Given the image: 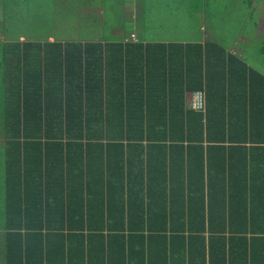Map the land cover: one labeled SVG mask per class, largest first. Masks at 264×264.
Instances as JSON below:
<instances>
[{
  "label": "trees",
  "instance_id": "1",
  "mask_svg": "<svg viewBox=\"0 0 264 264\" xmlns=\"http://www.w3.org/2000/svg\"><path fill=\"white\" fill-rule=\"evenodd\" d=\"M90 2L36 0L35 14L55 24L58 11L66 24L70 7L87 13ZM40 27L44 36L0 39V264H246L248 239L264 243V208L249 218L255 204L234 195L218 224L212 211L206 226L197 209L204 195L195 193L189 227L167 226L172 218L161 203L156 219H145L147 196L135 184L154 163L135 155L143 141L187 139L200 151L204 139L264 141V100L253 109L260 119L232 112L248 93L264 99V74L215 41H146L131 26L119 28V38L106 30L98 40L83 32L68 39L58 37L60 25ZM199 90L204 109L186 104L185 95ZM226 162L221 171L237 176L247 160ZM86 189L88 196L74 193ZM213 189L209 203L224 198Z\"/></svg>",
  "mask_w": 264,
  "mask_h": 264
},
{
  "label": "crops",
  "instance_id": "2",
  "mask_svg": "<svg viewBox=\"0 0 264 264\" xmlns=\"http://www.w3.org/2000/svg\"><path fill=\"white\" fill-rule=\"evenodd\" d=\"M135 1L137 2V0ZM199 1L204 3L207 2V0H199ZM239 1L240 4L235 6L238 15L239 12L240 14H245L248 8L250 9L252 5H253L252 8L254 7V4L258 6V11L259 13L262 14H259L257 16V21L256 20L254 21L253 26L257 30L256 34L262 35L261 37H264V23L261 24L259 22L261 19H264V13H263L264 5L263 4L259 5L258 3H256V0H252L251 2L249 0H239ZM120 2L121 0L120 1L118 0V3ZM132 2L133 0H129V3H125L126 4L125 6L127 7L128 10L131 9ZM136 8L137 10L139 9L138 6ZM88 10L90 11L92 10L94 12L93 7L91 6L87 8V12H89ZM98 12L100 14H103L104 10L100 8ZM9 25L7 24L3 25L2 19H0V27H1L0 39H6V40L15 39L14 37L13 38L9 37V36H15L14 34L12 35L11 33H9V30L13 28V25L11 27H9ZM10 31L13 32V30ZM119 31L120 30H118L117 28L115 29L112 27L111 29H109L108 33L118 34ZM252 31H254L253 28ZM101 32H105L104 29L101 30L95 29L93 31H89V33L93 35L94 37L93 39H97V40H98L97 36ZM134 32L138 37L139 36L143 37L137 31L134 30ZM17 33L18 34L16 36H19V39L28 38L27 37L28 35L27 36L25 35L26 32L21 33L19 30ZM121 34L124 36V33L121 32ZM246 38H247L246 36H242L241 34H239V38L237 39V42L240 40L245 41L247 40ZM143 40L152 41V42H161L160 40H153L145 37H143ZM215 42L217 41L215 40ZM220 45L224 47L226 52L228 53L230 52L233 55L238 56L247 66L251 68H255L256 70L264 74V69L261 66L258 67L252 63H248L245 57L246 55L244 54L245 50L243 51L240 44L237 45V43H235L234 45L228 48H226L222 44ZM143 49L144 46L142 47V50ZM213 50L215 51L214 47ZM135 56L142 57V59L146 58L145 55L143 54L139 56V53L138 55ZM263 60H264V56L260 59V62L261 61L263 62ZM171 61L172 60L169 61L167 60V62L169 63ZM111 79L109 81L110 84L114 83ZM200 92L203 95V100H204L203 109H204L206 92L203 91ZM192 93L188 92L185 95L186 104H188V106H190L191 104ZM220 94H225L224 95L225 98L223 100L225 99L227 100L231 98L228 92L220 93ZM240 96L241 95L232 98H240ZM261 100L264 99H262V97L259 94L257 95L255 94V92L248 93L246 98L247 102L244 100L241 101L240 99L238 100V102H235L236 105L233 107V111H232L233 115H235L238 118V116H243L244 110L248 112H250L249 110H251L252 115L254 114L253 115L254 118L260 119L259 118L260 114L263 115L262 112L264 106L259 108V110L261 111L260 114L255 112L253 109H255L258 105L260 106L262 105L260 102H258ZM159 126L160 124L158 122H155L153 124L154 132L160 133ZM123 143L125 142L123 141ZM190 143L191 142H189L187 139H183V140L177 139V141L169 140V139L155 140L154 142H151V144L148 145L146 144L145 141H143L142 144L144 147H141L140 150L136 151V153H139L135 155L137 161L143 160L144 164H146L147 162H149L150 164L154 163L151 164L150 167L146 166L143 169V172L137 174L138 184L137 183L135 184V187L138 186L140 188V186L141 187L143 186V192L140 193L145 197L147 196L145 198L143 210H142L144 211L143 213L144 218L147 219L151 217L152 219L155 217L156 219L157 216L155 215V212L161 210L159 207H157L160 206L161 203L163 204L165 208V212L168 215V217L172 218L171 219L172 224H169L167 226H175L178 228L189 227V222L191 221V219L197 216L196 214L192 213L194 207H190V204H193L195 206V201L191 197H193L195 193L198 194L202 193L204 195V208H197V209L199 211L204 210V216L207 220L206 226H208V223L210 222L209 220V218H211L210 212L212 211H213L212 216L214 217L213 219L216 220L215 224H218V220H220L219 218L222 215V213L225 210L227 211L226 208L229 205L228 197H232L234 195L244 196L247 199L246 202L248 203L253 202L255 204L254 208L257 209L253 211L252 210L248 211L249 218L253 217V219H255L254 218L255 212L259 211L258 209L261 210L264 208V141L261 142H255L251 140L207 141V139L206 140L204 139L202 141V151L198 150L196 147L198 142L192 141V144H194L192 148L189 147ZM122 146L126 147L127 145L123 144ZM209 146L212 147L209 148ZM143 148L145 149L147 148V149L142 150ZM245 148L246 150H244ZM123 149L124 151L127 150V148H123ZM243 155L245 156L243 157ZM220 157H221V164H223L221 165V167L219 166ZM230 157H233V159L235 157H238L247 160L246 166L242 169V171L240 168L237 169L238 172H242L241 175L238 174L237 176L234 175L231 176L229 174V168L227 167H225V170L221 171V168L224 166L225 161L228 162ZM188 159H191V165H189ZM170 165H172L173 167L172 168L167 167ZM188 165L191 167L189 168ZM241 176L243 178H240ZM210 178L213 179L210 180ZM239 179L242 180L239 182L238 187H234L233 183L238 181ZM210 186L214 188L212 192L217 197L221 198L224 196V198H222L219 201L213 200L210 201L211 203H209V201H207L208 200L207 194L209 192L208 190ZM119 189L121 188L119 187ZM135 190L137 192L139 189L137 188ZM74 193L78 197L82 195L88 196L87 189L83 192V194H81L78 191ZM149 194H151V197H148ZM172 211L175 212L171 213ZM152 213L154 214V217ZM158 216H162V214ZM260 221H264V220H260ZM159 225L161 224H158L155 221L152 226L155 227ZM143 226H149V225H147L145 222ZM1 231L2 229L0 230V244L3 243V238L1 237L2 236ZM248 242L249 243H248L247 251L250 253L248 254L246 264H264V248H263L264 243L263 242L260 243L258 238L256 239L249 238ZM256 253H259V256H257ZM0 258H2L1 255Z\"/></svg>",
  "mask_w": 264,
  "mask_h": 264
},
{
  "label": "rangeland",
  "instance_id": "3",
  "mask_svg": "<svg viewBox=\"0 0 264 264\" xmlns=\"http://www.w3.org/2000/svg\"><path fill=\"white\" fill-rule=\"evenodd\" d=\"M90 1L94 12L86 13V8L75 4L74 7L69 8L70 11L74 9V15L68 17L66 24H63L62 20L58 23V17L61 14L58 11L57 23L52 24L44 22L41 15L35 14L36 0H18V3L13 0H0V19L3 25L10 24L9 27L13 25L14 29H10L13 32L9 30L12 35H17L20 30L21 33L26 32L25 35H28L30 39L35 33L37 36L46 34L40 29V26L45 23L47 27L55 25L54 30H58L60 25L58 37L68 39H76V35L79 36L81 32L87 34L95 29H104L106 32L112 27L127 30L131 26L143 37L153 40L177 42L216 40L226 48L237 43L241 45L243 51L245 50L244 54L248 63L264 69V60L260 62L264 56V37L256 34L257 30L253 26L254 21H257V16L262 13H259L258 6L255 4L253 8V5L250 9L248 8L245 14L239 12L238 15L235 6L240 4L239 0H207L206 3L199 0H137V2L133 0L129 10L125 6L129 0L128 2L121 0L120 3L118 0H113V4L110 0ZM256 3L264 5V0H256ZM100 8L104 10L103 14L98 12ZM259 22L263 24L264 19ZM118 34L121 35V31ZM118 34L115 35L117 38H119ZM239 34L246 36L247 40L237 42ZM2 139L0 136V170L3 164ZM3 195L0 193V208L4 202ZM1 219L0 213V224Z\"/></svg>",
  "mask_w": 264,
  "mask_h": 264
},
{
  "label": "built area",
  "instance_id": "4",
  "mask_svg": "<svg viewBox=\"0 0 264 264\" xmlns=\"http://www.w3.org/2000/svg\"><path fill=\"white\" fill-rule=\"evenodd\" d=\"M133 36V35H132ZM203 95L200 91L193 92L191 95V106L195 109L203 107Z\"/></svg>",
  "mask_w": 264,
  "mask_h": 264
}]
</instances>
